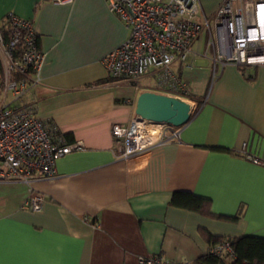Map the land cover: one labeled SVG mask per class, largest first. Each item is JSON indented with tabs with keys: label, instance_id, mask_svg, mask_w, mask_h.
I'll use <instances>...</instances> for the list:
<instances>
[{
	"label": "crops",
	"instance_id": "crops-1",
	"mask_svg": "<svg viewBox=\"0 0 264 264\" xmlns=\"http://www.w3.org/2000/svg\"><path fill=\"white\" fill-rule=\"evenodd\" d=\"M200 1L212 16L224 0ZM9 12L34 20L45 53L42 81L23 101L84 147L57 160L53 179L0 181V264H138L148 254L196 264L215 239L264 237V164L242 150L264 160V65L246 76L230 63L214 76L199 39L175 64L191 119L176 139L125 160L112 126L137 116L143 89L157 90L103 64L128 38L125 23L106 0H0L1 26ZM31 186L45 195L41 211L22 208ZM177 191L210 199L213 213L171 204Z\"/></svg>",
	"mask_w": 264,
	"mask_h": 264
},
{
	"label": "built area",
	"instance_id": "built-area-1",
	"mask_svg": "<svg viewBox=\"0 0 264 264\" xmlns=\"http://www.w3.org/2000/svg\"><path fill=\"white\" fill-rule=\"evenodd\" d=\"M106 1L130 31L128 38L103 58L109 76L116 80L138 86L140 80L149 77L154 79L157 91L189 97L188 86L175 64L186 65L194 44L202 38V55L211 58L214 76L230 63L246 76L250 67L264 65V0H224L212 16L203 14L200 0ZM4 30H0L5 71L0 90V181L31 185L55 178L57 160L84 145L81 141L68 142L55 122L41 118L34 103L23 101L41 83L45 60L34 20L9 12ZM112 134L121 158L128 160L164 138L176 139L179 127L137 115L128 122L114 123ZM242 150L253 162L264 164L263 159L246 150V144ZM44 203L45 195L31 186L22 208L38 212ZM209 253L233 257L231 240L213 244ZM138 264L190 263L148 254L138 256Z\"/></svg>",
	"mask_w": 264,
	"mask_h": 264
},
{
	"label": "trees",
	"instance_id": "trees-1",
	"mask_svg": "<svg viewBox=\"0 0 264 264\" xmlns=\"http://www.w3.org/2000/svg\"><path fill=\"white\" fill-rule=\"evenodd\" d=\"M0 30L5 32L4 26L0 25ZM5 78L4 63L0 55V86L3 87ZM171 204L212 214L210 209V199L195 195L191 192L177 191L173 194ZM227 219H235L236 216H221ZM231 240L234 252L233 257L218 256L207 253L201 256L196 264H264V237L255 235H244ZM223 239H215L214 244Z\"/></svg>",
	"mask_w": 264,
	"mask_h": 264
},
{
	"label": "water",
	"instance_id": "water-1",
	"mask_svg": "<svg viewBox=\"0 0 264 264\" xmlns=\"http://www.w3.org/2000/svg\"><path fill=\"white\" fill-rule=\"evenodd\" d=\"M193 110V104L181 96L143 89L138 95L135 111L141 118L181 127L189 122Z\"/></svg>",
	"mask_w": 264,
	"mask_h": 264
},
{
	"label": "rangeland",
	"instance_id": "rangeland-1",
	"mask_svg": "<svg viewBox=\"0 0 264 264\" xmlns=\"http://www.w3.org/2000/svg\"><path fill=\"white\" fill-rule=\"evenodd\" d=\"M204 36H205V34H204ZM153 81H152V83H148V84H145V83H141V86L142 87H151V88H154V89H156L155 87V84H154V79L153 78H151ZM151 79H149V80H151ZM143 82H144V80H143ZM2 89V87L0 86V90ZM184 99L186 100V101H188V102H190V98L189 97H184ZM191 103V102H190ZM155 126H148V128H150L151 130H153V128H154ZM156 129H158L157 127H155Z\"/></svg>",
	"mask_w": 264,
	"mask_h": 264
}]
</instances>
